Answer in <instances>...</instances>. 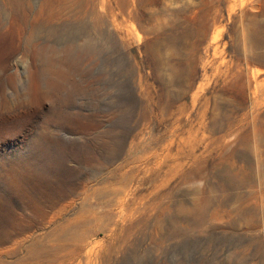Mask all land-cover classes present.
Masks as SVG:
<instances>
[{"label":"rangeland","instance_id":"rangeland-1","mask_svg":"<svg viewBox=\"0 0 264 264\" xmlns=\"http://www.w3.org/2000/svg\"><path fill=\"white\" fill-rule=\"evenodd\" d=\"M0 264H264V0H0Z\"/></svg>","mask_w":264,"mask_h":264}]
</instances>
